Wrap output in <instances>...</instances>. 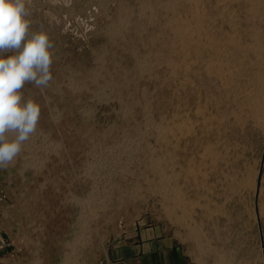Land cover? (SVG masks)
I'll use <instances>...</instances> for the list:
<instances>
[{
	"label": "rangeland",
	"instance_id": "obj_1",
	"mask_svg": "<svg viewBox=\"0 0 264 264\" xmlns=\"http://www.w3.org/2000/svg\"><path fill=\"white\" fill-rule=\"evenodd\" d=\"M26 6L53 78L25 86L37 131L0 168L15 249L3 264H99L149 225L174 229L198 264L244 231L264 264V0Z\"/></svg>",
	"mask_w": 264,
	"mask_h": 264
},
{
	"label": "clouds",
	"instance_id": "obj_2",
	"mask_svg": "<svg viewBox=\"0 0 264 264\" xmlns=\"http://www.w3.org/2000/svg\"><path fill=\"white\" fill-rule=\"evenodd\" d=\"M29 16L26 0H0V168L37 131L41 105L25 96V86L46 88L53 78L49 34L32 30Z\"/></svg>",
	"mask_w": 264,
	"mask_h": 264
},
{
	"label": "crops",
	"instance_id": "obj_3",
	"mask_svg": "<svg viewBox=\"0 0 264 264\" xmlns=\"http://www.w3.org/2000/svg\"><path fill=\"white\" fill-rule=\"evenodd\" d=\"M238 236L224 243L212 244V252L217 249L215 260L212 254L211 264H220V252L225 256L221 264H262L260 260H251L252 244L248 233H232ZM224 235V234H223ZM241 236V237H240ZM100 264H198L180 239L177 232L167 226L149 225L132 227L117 240L110 242Z\"/></svg>",
	"mask_w": 264,
	"mask_h": 264
},
{
	"label": "built area",
	"instance_id": "obj_4",
	"mask_svg": "<svg viewBox=\"0 0 264 264\" xmlns=\"http://www.w3.org/2000/svg\"><path fill=\"white\" fill-rule=\"evenodd\" d=\"M4 208H8V203L4 199V197L0 196V214L3 212ZM12 244L9 236L6 234V232L0 227V264H3V258L6 255L12 254V252L15 250H11ZM100 264V263H99Z\"/></svg>",
	"mask_w": 264,
	"mask_h": 264
}]
</instances>
